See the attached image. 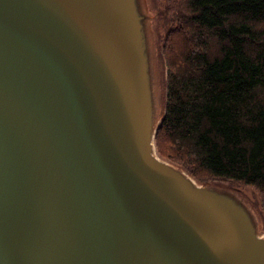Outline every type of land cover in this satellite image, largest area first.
Returning <instances> with one entry per match:
<instances>
[{"label":"water","instance_id":"1","mask_svg":"<svg viewBox=\"0 0 264 264\" xmlns=\"http://www.w3.org/2000/svg\"><path fill=\"white\" fill-rule=\"evenodd\" d=\"M140 0H0V264H264L250 208L155 146Z\"/></svg>","mask_w":264,"mask_h":264},{"label":"trees","instance_id":"2","mask_svg":"<svg viewBox=\"0 0 264 264\" xmlns=\"http://www.w3.org/2000/svg\"><path fill=\"white\" fill-rule=\"evenodd\" d=\"M170 8L156 18L167 26L157 153L199 183L252 187L264 228V0H172Z\"/></svg>","mask_w":264,"mask_h":264},{"label":"rangeland","instance_id":"3","mask_svg":"<svg viewBox=\"0 0 264 264\" xmlns=\"http://www.w3.org/2000/svg\"><path fill=\"white\" fill-rule=\"evenodd\" d=\"M140 2L146 17V32L148 36L151 78L153 84L154 125L157 126L164 110L166 80V66L164 62L158 58V54L160 53L162 38L164 37L167 26L165 28L162 26L161 29L158 26L156 18H160V15H162V19L168 18L169 15H171L172 11L170 5H172V0H140ZM208 184L236 194L237 197L250 208L258 223V233L264 236L263 223H261V215L259 214L261 203L252 187L231 181H213Z\"/></svg>","mask_w":264,"mask_h":264}]
</instances>
